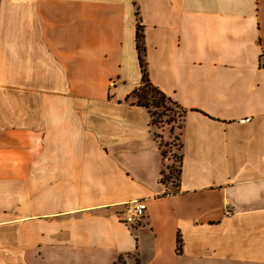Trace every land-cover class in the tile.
Instances as JSON below:
<instances>
[{
  "label": "crops",
  "instance_id": "0c3cea01",
  "mask_svg": "<svg viewBox=\"0 0 264 264\" xmlns=\"http://www.w3.org/2000/svg\"><path fill=\"white\" fill-rule=\"evenodd\" d=\"M137 25L150 83L182 111L176 187L162 157L149 182L117 150L137 116L156 132L126 100ZM119 255L264 264V0H0V264Z\"/></svg>",
  "mask_w": 264,
  "mask_h": 264
},
{
  "label": "rangeland",
  "instance_id": "374dc122",
  "mask_svg": "<svg viewBox=\"0 0 264 264\" xmlns=\"http://www.w3.org/2000/svg\"><path fill=\"white\" fill-rule=\"evenodd\" d=\"M162 106L163 108H157L151 105L150 110L159 114L158 120L160 123L153 129L158 136H160L157 141H160L162 150L165 153L166 161L164 163L167 168L165 167L163 170L165 176L163 180L165 182H170L172 187H174L173 185L176 183L175 171L178 168L177 160L179 155V142L177 140L175 128L179 126L180 118L178 115L180 114V110L165 100L162 102ZM137 117L139 118L140 122H138L141 127L137 129L133 128L131 130L130 142L128 144H122L119 147L120 149L117 148V150L120 151L121 154L124 151L129 152L126 156L127 160L129 159L135 165H127V167H131V171H135V173H132L133 175L137 174L150 182L153 180L156 170H159L162 159L157 143L154 141L151 132H148L145 128V120L147 116ZM163 127L167 131L162 134V138L158 131ZM110 153H114V149H111ZM167 177L169 179L168 181H166ZM128 240L130 239L128 238ZM123 258L125 263L129 264V256L123 255Z\"/></svg>",
  "mask_w": 264,
  "mask_h": 264
},
{
  "label": "trees",
  "instance_id": "16d2710c",
  "mask_svg": "<svg viewBox=\"0 0 264 264\" xmlns=\"http://www.w3.org/2000/svg\"><path fill=\"white\" fill-rule=\"evenodd\" d=\"M134 46L136 50L137 62L140 72V80L139 85L131 91V93L126 97V100H130L131 104L136 105L138 107L145 108L147 113L150 117V126L156 128V126L160 123L158 120L159 114L156 112H152L150 110L151 105L154 107H162V102L168 101L173 106L177 107V105L172 102L168 97H166L160 90H158L155 86H153L147 76V71L144 63V47H143V40L142 35L140 33V26H136L135 34H134ZM178 108V107H177ZM179 109V108H178ZM180 110V109H179ZM180 120L182 118V111L180 110V114L178 115ZM169 122V121H167ZM170 123V122H169ZM153 137L157 141L160 138L156 132H153ZM178 140V138H177ZM158 149L160 155L163 159H165V153L162 150V145L160 141H157ZM179 152H180V143H179ZM180 161L181 157L180 154L178 155V168L175 171V180L176 183L173 185L174 187L177 186L179 180V172H180ZM166 167V166H165ZM164 167V168H165ZM167 168V167H166ZM164 172L163 169L160 171V182L164 183ZM168 177L166 181H168ZM176 253L180 252V239L176 237V246H175ZM112 264H126L122 255H119L117 259Z\"/></svg>",
  "mask_w": 264,
  "mask_h": 264
},
{
  "label": "built area",
  "instance_id": "2783aa9c",
  "mask_svg": "<svg viewBox=\"0 0 264 264\" xmlns=\"http://www.w3.org/2000/svg\"><path fill=\"white\" fill-rule=\"evenodd\" d=\"M123 207L124 210L120 222L125 226H132L142 219L146 205L143 200L134 199L125 202Z\"/></svg>",
  "mask_w": 264,
  "mask_h": 264
}]
</instances>
